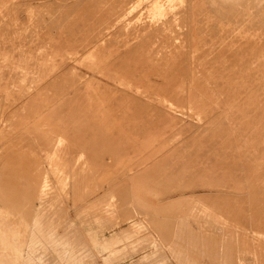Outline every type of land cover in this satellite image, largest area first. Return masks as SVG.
Here are the masks:
<instances>
[{
  "label": "rangeland",
  "instance_id": "374dc122",
  "mask_svg": "<svg viewBox=\"0 0 264 264\" xmlns=\"http://www.w3.org/2000/svg\"><path fill=\"white\" fill-rule=\"evenodd\" d=\"M263 10L0 0V264H260Z\"/></svg>",
  "mask_w": 264,
  "mask_h": 264
},
{
  "label": "bare ground",
  "instance_id": "6f19581e",
  "mask_svg": "<svg viewBox=\"0 0 264 264\" xmlns=\"http://www.w3.org/2000/svg\"><path fill=\"white\" fill-rule=\"evenodd\" d=\"M196 4H197V3H196ZM220 6H221V5H220ZM263 12H264V10H263ZM200 14H201V13H200ZM197 15H198V14H197ZM229 17H230V16H229ZM214 18H215V17H214ZM251 18H253V17H251ZM213 21H214V20H213ZM262 23H263V22H262ZM217 24H218V23H217ZM245 24H246V23H245ZM204 25H205V24H204ZM253 25H254V24H253ZM227 26H228V24H227ZM231 26H232V25H231ZM233 26H235V25H233ZM225 27H226V26H225ZM249 27H250V26H249ZM259 27H260V26H259ZM235 28H236V27H235ZM226 29H227V28H226ZM242 29H243V28H242ZM247 29H248V28H247ZM256 29H257V28H256ZM240 31H241V30H240ZM243 31H244V29H243ZM241 32H242V31H241ZM249 32H250V31H249ZM235 33H236V31H235ZM263 33H264V32H263ZM246 34H247V32H246ZM242 35H243V34H242ZM248 35H249V34H248ZM254 35H255V34H254ZM257 35H258V34H257ZM193 36H194V35H193ZM245 36H246V35H245ZM252 36H253V35H252ZM263 36H264V35H263ZM79 37H80V36H79ZM230 37H231V36H230ZM244 38H245V37H244ZM246 39H247V38H246ZM253 39H254V38H253ZM234 40H235V39H234ZM239 41H240V40H239ZM248 41H249V40H248ZM260 41H261V40H260ZM183 42H184V41H183ZM209 42H210V41H209ZM250 42H251V41H250ZM254 42H255V41H254ZM254 42H253V43L251 42V43L254 44ZM48 44H49V43H48ZM215 44H216V43H215ZM238 44H239V42H238ZM240 44H241V43H240ZM247 44H248V43H247ZM78 46H79V45H78ZM213 46H214V45H213ZM227 46H228V45H227ZM240 46H241V45H240ZM240 46H239V47H240ZM259 46H260V45H259ZM15 47H16V46H15ZM223 47H224V46H223ZM246 47H247V46H246ZM260 47H261V46H260ZM226 48H227V47H226ZM229 48H230V47H229ZM237 48H238V47H237ZM242 48H243V47H242ZM258 48H259V47H258ZM224 49H225V48H224ZM65 50H66V49H65ZM70 50H71V49H70ZM217 50H218V49H217ZM22 51H23V50H22ZM52 51H53V50H52ZM214 51H215V50H214ZM223 51L226 52L225 50H223ZM227 51H228V50H227ZM252 51H253V50H252ZM33 52H34V51H33ZM49 52H50V51H49ZM204 52H205V51H204ZM204 52H203V53H204ZM231 52H232V51H231ZM243 52H244V51H243ZM246 52H247V51H246ZM249 52H250V50H249ZM210 54H211V53H210ZM215 54H216V53H215ZM217 54H218V52H217ZM227 54H228V53H227ZM254 54H255V53H254ZM20 55H21V54H20ZM205 56H206V55H205ZM226 56H227V55H226ZM235 56H237V55H235ZM244 56H245V55H244ZM246 56H247V55H246ZM257 56H258V55H257ZM262 56H263V55H262ZM1 57H2V56H1ZM17 57H18V56H17ZM55 57H56V56H55ZM222 57H223V56H222ZM202 58H203V57H202ZM7 59H8V58H7ZM42 59H43V58H42ZM42 59H41V60H42ZM107 59H108V58H107ZM229 59H230V58H229ZM254 59H255V58H254ZM17 60H18V59H17ZM19 60H20V59H19ZM164 60H165V59H164ZM205 60H206V59H205ZM208 60H210V59H208ZM5 61H6V60H5ZM32 61H33V60H32ZM160 61H161V60H160ZM242 61H243V60H242ZM251 61H252V60H251ZM34 62H35V61H34ZM39 62H40V60H39ZM163 62H164V61H163ZM170 62H171V61H170ZM193 62H194V61H193ZM204 62H205V61H204ZM207 62H208V61H207ZM211 62H213V61H211ZM217 62H218V61H217ZM226 62H227V61H226ZM226 62H225V63H226ZM228 62H229V61H228ZM228 62H227V63H228ZM231 62H232V61H231ZM245 62H246V61H245ZM257 62H258V61H257ZM30 63H31V62H30ZM249 63H250V62H249ZM253 63H254V62H253ZM259 63H260V62H259ZM43 64H44V63H43ZM207 64H208V63H207ZM247 64H248V63H247ZM10 65H11V64H10ZM10 65H9V66H10ZM245 65H246V64H245ZM25 66H26V65H25ZM125 66H126V65H125ZM127 66H128V65H127ZM129 66H131V65H129ZM159 66H160V65H159ZM161 66H162V65H161ZM212 66H213V65H212ZM216 66H217V65H216ZM222 66H223V65H222ZM238 66H239V65H238ZM156 67H157V66H156ZM218 67H219V66H218ZM254 67H255V66H254ZM128 68H129V67H128ZM132 68H133V67H132ZM207 68H208V67H207ZM220 68H221V66H220ZM246 68H247V66H246ZM249 68H250V67H249ZM251 68H252V67H251ZM43 69H45V68H43ZM134 69H135V68H134ZM199 69H200V68H199ZM210 69H211V68H210ZM212 69H213V68H212ZM129 70L131 71L132 69H129ZM203 70H204V69H203ZM203 70H202V71H203ZM217 70H218V69H217ZM225 70H226V69H225ZM245 70H246V69H245ZM161 71H162V69H161ZM213 71H214V70H213ZM24 72H25V71H24ZM123 72H124V71H123ZM128 72H129V71H128ZM135 72H136V71H135ZM240 72H242V71H240ZM247 72H248V71H247ZM247 72H246V73H247ZM33 73H34V72H33ZM125 73H126V72H124V74H125ZM129 73H130V72H129ZM145 73H146V72H145ZM161 73H162V72H161ZM219 73H220V72H219ZM228 73H229V72H228ZM162 74H163V73H162ZM231 74H232V72H231ZM258 74H259V73H258ZM0 75H1V74H0ZM130 75H132V74H130ZM134 75H135V74H134ZM142 76H143V75H142ZM249 76H250V75H249ZM249 76H248V78H249ZM255 76H256V75H255ZM24 77H25V76H24ZM128 77H129V76H128ZM128 77H127V78H128ZM135 77H137V75H135ZM146 77H147V76H146ZM146 77H145V78H146ZM223 77H224V76H223ZM19 78H20V77H19ZM22 78H23V77H22ZM133 78H134V77H133ZM166 78H167V77H166ZM169 78H170V77H169ZM221 78H222V77H221ZM239 78H240V77H239ZM252 78H253V77H252ZM9 79H10V78H9ZM58 79H59V78H58ZM119 79H120V78H119ZM137 79H138V78H137ZM143 79H144V78H143ZM178 79H179V78H177V80H178ZM180 79H181V78H180ZM219 79H220V78H219ZM224 79H225V78H224ZM229 79H230V78H229ZM253 79H254V78H253ZM25 80H26V79H25ZM66 80H67V79H66ZM135 80H136V79H135ZM174 80H175V78H174ZM208 80H209V79H208ZM246 80H247V79H245V81H246ZM57 81H59V80H57ZM93 81H94V80H93ZM129 81H130V80H129ZM132 81H133V80H132ZM136 81H137V80H136ZM141 81H142V80H141ZM146 81H147V80H146ZM148 81H149V80H148ZM168 81H173V80L169 79ZM178 81H179V80H178ZM211 81H212V80H211ZM236 81H237V80H236ZM247 81H248V80H247ZM256 81H257V80H256ZM262 81H263V79H262ZM138 82H140V81H138ZM143 82H144V81H143ZM225 82H226V81H225ZM258 82H259V81H258ZM21 83H22V82H21ZM147 83H148V82H147ZM208 83H209V82H208ZM236 83H237V82H236ZM50 84H51V83H50ZM58 84H59V83H58ZM139 84H140V83H139ZM179 84H180V83H179ZM211 84H212V83H211ZM220 84H221V83H220ZM243 84H244V83H243ZM248 84H249V83H248ZM162 85H163V84H162ZM203 85H204V84H203ZM163 86H164V85H163ZM175 86H176V85H175ZM208 86H209V85H208ZM240 86H241V85H240ZM240 86H239V87H240ZM132 87H133V86H132ZM139 87H140V86H139ZM151 87H152V86H151ZM182 87H183V86H182ZM190 87H191V86H190ZM196 87H197V86H196ZM253 87H254V86H253ZM24 88H25V87H24ZM42 88H43V87H42ZM143 88H144V87H143ZM164 88H165V87H164ZM178 88H179V87H178ZM199 88H200V87H199ZM254 88H255V87H254ZM113 89H114V88H113ZM148 89H149V88H148ZM179 89H180V88H179ZM196 89H198V88H196ZM205 89H206V88H205ZM227 89H228V88H227ZM252 89H253V88H252ZM23 90H24V89H23ZM62 90H63V89H62ZM62 90H61V91H62ZM86 90H87V89H86ZM144 90H145V89H144ZM144 90H142V91H144ZM167 90H168V89H167ZM167 90H166V91H167ZM203 90H204V89H203ZM223 90H224V89H223ZM261 90H262V89H261ZM57 91H58V90H57ZM104 91H105V90H104ZM115 91H116V90H115ZM151 91H152V90H151ZM192 91H193V90H192ZM194 91H195V90H194ZM201 91H202V90H201ZM235 91H236V90H235ZM245 91H246V90H245ZM145 92H146V91H145ZM147 92H148V91H147ZM158 92H159V91H158ZM167 92H168V91H167ZM167 92L164 91L165 94H167ZM174 92H175V91H173V93H174ZM205 92H206V91H205ZM62 93H63V92H62ZM73 93H74V92H73ZM105 93H107V92H105ZM112 93H113V92H112ZM121 93H122V92H121ZM143 93H144V92H143ZM159 93H160V92H159ZM191 93H193V92H191ZM202 93H203V92H202ZM206 93H207V92H206ZM235 93H236V92H235ZM263 93H264V92H263ZM154 94H155V91H154ZM160 94H161V93H160ZM160 94H158V95H156V96H160ZM170 94L172 95L171 92H169V96H170ZM182 94H183V93H182ZM240 94H241V93H240ZM66 95H67V94H66ZM80 95H81V94H80ZM109 95H110V94H109ZM111 95H112V94H111ZM143 95H144V94H143ZM179 95H180V94H179ZM214 95H215V94H214ZM260 95H261V94H260ZM53 96H54V95H53ZM76 96H77V95H76ZM148 96H149V95H148ZM156 96L153 95V96H151V97L154 98V97H156ZM169 96H168V97H169ZM181 96H182V95H180V97H179L180 99L178 100V101H180V102H181V101L183 102V99H184V100H189V101H190L193 97H195L194 95L191 94L190 96H189V95H186V97L184 96L185 98L182 97L183 99H181ZM211 96L213 97V95H211ZM241 96H242V94H241ZM244 96H245V95H244ZM248 96H249V95H248ZM253 96H254V95H253ZM63 97H64V95H63ZM67 97H68V96H67ZM173 97H174V96H172L171 98L173 99ZM208 97H210V96H208ZM216 97H217V96H216ZM224 97H225V96H224ZM226 97H227V96H226ZM34 98H35V97H34ZM116 98H117V97H116ZM160 98H162V96H161ZM174 98H176V97H174ZM198 98H199V97H198ZM232 98H233V97H232ZM246 98H247V97H246ZM263 98H264V97H263ZM42 99H43V97H42ZM51 99H52V97H51ZM55 99H56V98H55ZM110 99H111V98H110ZM113 99H114V98H113ZM124 99H125V98H124ZM126 99H127V98H126ZM129 99H130V96H129ZM158 99H159V98H158ZM172 99H171V100H172ZM236 99H237V98H236ZM100 100H101V99H100ZM104 100H105V99H104ZM164 100H165V98H164ZM173 100H174V101H172L173 104H174V103L176 104V103L178 102V101L175 102L176 99H173ZM193 100H194V98H193ZM52 101H54V100H52ZM105 101H106V100H105ZM158 101H159V100H158ZM158 101H157V102H158ZM161 101H162V100H160V102H161ZM242 101H243V100H242ZM245 101H246V100H245ZM87 102H88V101H87ZM102 102H103V101H102ZM102 102H101V103H102ZM155 102H156V101H155ZM163 102H164V101H163ZM204 102H205V101H204ZM212 102H213V101H212ZM252 102H253V101H252ZM51 103H53V102H51ZM54 103H55V102H54ZM65 103H66V102H65ZM68 103H69V101H68ZM137 103H138V102H137ZM148 103H149V102H148ZM230 103H232V102H230ZM241 103H242V102H241ZM60 104H61V103H60ZM102 104H105V103H102ZM145 104H147V103H145ZM175 104H174V105H175ZM178 104H179V102H178ZM200 104H201V102H200ZM216 104H217V103H216ZM234 104H236V103H234ZM51 105H52V104H51ZM58 105H59V104H58ZM96 105H97V104H96ZM164 105H165V104H164ZM201 105H202V104H201ZM218 106H219V105H218ZM226 106H227V105H226ZM242 106H243V105H242ZM260 106H261V105H260ZM46 107H47V106H46ZM147 107H148V105H147ZM170 107H171V105H170ZM176 107H177V106H176ZM179 107H180V106H179ZM179 107H178V108H179ZM233 107H234V106H233ZM236 107H237V106H236ZM243 107H244V106H243ZM22 108H23V107H22ZM57 108H58V106H57ZM136 108H137V107H136ZM140 108H141V107H140ZM143 108H144V107H143ZM145 108H146V107H145ZM174 108H175V107H174ZM195 108H196V107H195ZM205 108H206V107H205ZM224 108H225V106H224ZM244 108H245V107H244ZM14 109H15V108H14ZM16 109H17V108H16ZM16 109H15V110H16ZM43 109H44V108H43ZM43 109H42V111H43ZM160 109H161V108H160ZM181 109H182V108H181ZM200 109H201V108H200ZM241 109H242V108H241ZM245 109H246V108H245ZM49 110H50V108H49ZM60 110H61V109H60ZM158 110H159V109H158ZM171 110H172V109H171ZM207 110H208V109H207ZM227 110H228V109H227ZM233 110H234V109H233ZM239 110H240V109H239ZM78 111H79V110H78ZM159 111H160V110H159ZM224 111H225V110H224ZM249 111H251V110H249ZM80 112H81V111H80ZM103 112H104V111H103ZM182 112H183V111H182ZM185 112H186V111H185ZM239 112H240V111H239ZM33 113H34V112H33ZM49 113H50V112H49ZM73 113H74V112H73ZM89 113H91V112H89ZM227 113H228V112H227ZM121 114H122V113H121ZM161 114H162V113H161ZM245 114H246V113H245ZM255 114H256V113H255ZM82 115H83V114H82ZM193 115H194V114H193ZM26 116H27V115H26ZM74 116H75V115H74ZM107 116H108V115H107ZM160 116H161V115H160ZM167 116H168V115H167ZM167 116H165V118H166ZM175 116H176V115H175ZM190 116H191V115H190ZM256 116H257V115H256ZM34 117H35V116H34ZM120 117H121V116H120ZM172 117H174V116H172ZM259 117H260V116H259ZM68 118H70V117H68ZM73 118H74V117H73ZM80 118H81V117H80ZM82 118H83V117H82ZM106 118H107V117H106ZM159 118H160V117H159ZM162 118H163V117H162ZM165 118H164V119H165ZM197 118H198V117H197ZM35 119H36V118H35ZM71 119H72V118H71ZM75 119H76V118H75ZM77 119H78V118H77ZM166 119H167V118H166ZM166 119H165V120H166ZM170 119H171V118H170ZM255 119H256V118H255ZM255 119H253V120H255ZM98 120H99V119H98ZM165 120H164V121H165ZM245 120H246V119H245ZM247 120H248V119H247ZM249 120H250V119H249ZM256 120H257V119H256ZM256 120H255V121H256ZM104 121H105V120H104ZM68 122H69V121H68ZM212 122H213V121H212ZM225 122H227V121H225ZM148 123H149V122H148ZM152 123H153V122H152ZM164 123H165V122H164ZM164 123L161 124V125H164ZM167 123H168V122H167ZM158 124H159V122H158ZM199 124H200V123H199ZM232 124H233V123H232ZM74 125H75V124H74ZM76 125H77V124H76ZM76 125H75V126H76ZM154 125H155V124H154ZM156 125H157V123H156ZM161 125H158V126L161 127ZM166 125H167V124H166ZM166 125H165V126H166ZM205 125H206V124H205ZM244 125H245V124H244ZM63 126H64V125H63ZM135 126H136V125H135ZM151 126H152V125H151ZM168 126H169V125H168ZM168 126H167V127H168ZM228 126H229V125H228ZM233 126H234V125H233ZM245 126H246V125H245ZM248 126H250V125H248ZM259 126H260V125H259ZM59 127H60V126H59ZM78 127H79V126H78ZM91 127H92V126H91ZM236 127H237V126H236ZM63 128H64V127H63ZM71 128H72V127H71ZM94 128H95V127H94ZM131 128H132V127H131ZM151 128L153 129V127H151ZM156 128H157V126H156ZM161 128H162V127H161ZM212 128H213V127H212ZM222 128H223V127H222ZM247 128H248V127H247ZM82 129H83V128H82ZM90 129H91V128H90ZM97 129H98V128H97ZM102 129H103V128H102ZM167 129H168V128H167ZM223 129H224V128H223ZM257 129H258V128H257ZM53 130H54V128H53ZM66 130H67V129H66ZM70 130H71V129H70ZM73 130H75V129L72 128L71 131H73ZM87 130H88V129H87ZM168 130H169V129H168ZM209 130H210V129H209ZM224 130H225V129H224ZM49 131H50V130H49ZM68 131H69V130H68ZM89 131H90V130H89ZM89 131H88V132H89ZM164 131H166V130H164ZM217 131H218V130H217ZM250 131H251V130H250ZM256 131H257V130H256ZM57 132H58V131H57ZM73 132H74V131H73ZM75 132H76V130H75ZM210 132H211V131H210ZM243 132H244V131H243ZM58 133H59V132H58ZM67 133H68V132H67ZM79 133H80V132H79ZM83 133H84V132H83ZM149 133H150V132H149ZM216 133H217V132H216ZM234 133H235V132H234ZM234 133H233V134H234ZM55 134H56V133H55ZM87 134H88V133H87ZM195 134H196V133H195ZM214 134H215V133H214ZM82 135H83V134H82ZM113 135H114V134H113ZM90 136H91V135H90ZM151 136H152V134H151ZM246 136H247V135H246ZM253 136H254V135H253ZM78 137H80V136L78 135ZM137 137H138V136H137ZM80 138H81V137H80ZM251 138H252V137H251ZM199 139H200V138H199ZM236 139H237V138H236ZM247 139H248V138H247ZM81 140H82V139H81ZM81 140H80V141H81ZM210 140H211V139H210ZM238 140H239V139H238ZM238 140H237V141H238ZM251 140H252V139H251ZM255 140H256V139H255ZM205 141H206V140H205ZM231 141H232V140H231ZM234 141H235V140H234ZM244 141H245V140H244ZM263 141H264V140H263ZM129 142H130V141H129ZM232 142H233V141H232ZM42 144H43V143H42ZM203 144H204V143H203ZM255 144H256V143H255ZM119 145H120V144H119ZM208 146H209V145H208ZM107 147H108V146H107ZM167 147H168V146H167ZM239 148H240V147H239ZM204 149H205V148H204ZM242 150H243V149H242ZM104 151H105V150H104ZM234 151H235V150H234ZM263 152H264V151H263ZM161 153H162V152H161ZM261 153H262V152H261ZM209 154H210V153H209ZM212 154H213V153H212ZM218 154H219V153H218ZM223 154H226V153H223ZM235 154H236V151H235ZM250 154H251V153H250ZM252 155H253V154H252ZM230 156H231V155H230ZM216 157H218V155H217ZM231 157H232V156H231ZM27 158H28V157H27ZM45 158H46V157H45ZM49 158H50V157H49ZM224 158H225V157H224ZM235 158H236V157H235ZM256 158H258V157H256ZM263 158H264V157H263ZM203 160H204V159H203ZM209 160H210V159H209ZM218 160H219V158H218ZM263 160H264V159H263ZM33 161H34V160H33ZM69 161H70V160H69ZM99 161H100V160H99ZM210 161H211V160H210ZM221 161H223V160H221ZM229 161H230V159H229ZM231 161H232V160H231ZM238 161H239V160H238ZM254 161H255V160H254ZM261 161H262V160H261ZM47 162H48V161H47ZM67 162H68V161H67ZM115 162H116V161H115ZM219 163H220V162H219ZM247 163H248V162H247ZM247 163H246V164H247ZM60 164H61V163H60ZM113 164H114V163H113ZM209 164H210V163H209ZM213 164H214V163H213ZM210 165H211V164H210ZM236 165H237V164H236ZM234 166H235V165H234ZM234 166H232V167H234ZM257 166H258V165H257ZM76 167H77V166H76ZM76 167H74V168H76ZM216 167H217V166H216ZM219 167H220V166H219ZM30 169H31V168H30ZM88 169H89V168H88ZM197 169H198V168H197ZM209 169H210V168H209ZM217 169H218V168H217ZM238 169H239V168H238ZM255 169H256V168H255ZM255 169H254V170H255ZM64 170H65V169H64ZM215 170H216V169H215ZM221 170H222V169H221ZM249 170H250V169H249ZM252 170H253V169H252ZM258 170H259V169H258ZM207 171H208V170H207ZM227 171H228V170H227ZM256 172H257V171H256ZM260 172H261V171H260ZM4 173H5V172H4ZM206 173H207V172H206ZM221 173H222V172H221ZM233 173H234V171H233ZM244 173H245V172H244ZM244 173H243V174H244ZM250 173H251V172H250ZM252 173H253V172H252ZM257 173L259 174V172H257ZM257 173H256V174H257ZM1 174H2V173H1ZM1 174H0V175H1ZM15 174H16V173H15ZM245 174H246V173H245ZM254 174H255V173H254ZM262 174H263V173H262ZM86 175H87V174H86ZM208 175H209V174H208ZM222 175H223V174H222ZM9 176H10V175H9ZM9 176H8V177H9ZM210 176H211V175H210ZM215 176H216V175H215ZM218 176H219V175H218ZM218 176H217V177H218ZM228 176H229V175H228ZM234 176H235V175H234ZM243 176H244V175H243ZM247 176L249 177V175H247ZM6 177H7V176H6ZM254 177H255V176H254ZM259 177H260V175H259ZM259 177H255V178L258 179ZM263 177H264V176H263ZM1 178H2V177H1ZM213 178H214V177H213ZM224 178H225V177H224ZM235 179H236V178H235ZM253 179H254V178H253ZM261 179H262V178H261ZM8 180H9V179H8ZM11 180H12V179H11ZM38 180H39V179H38ZM246 180H247V179H246ZM12 181L14 182V180H12ZM123 181H124V180H123ZM232 181H233V180H232ZM240 181H241V180H240ZM251 181H252V180H251ZM10 182H11V181H10ZM15 182H16V179H15ZM86 182H87V180H86ZM191 182H192V181H191ZM206 182H207V181H206ZM217 182H218V181H217ZM255 182H256V181H255ZM260 182H264V181L262 180V181H260ZM3 183H4V182H3ZM203 183H205L204 180H203ZM224 183H225V182H224ZM251 183H252V182H251ZM201 184H202V183H201ZM207 184H208V183H207ZM220 184H221V183H220ZM241 184H242V183H241ZM249 184H250V183H249ZM253 184H254V183H253ZM258 184H259V183H258ZM4 185H5V184H4ZM197 185H198V184H197ZM205 185H206V184H205ZM212 185H213V184H212ZM212 185H211V187H212ZM262 185H263V187H264V183L261 184V186H262ZM102 186H103V185H102ZM200 186H202V185H200ZM207 186H208V185H207ZM242 186H243V185H242ZM247 186H248V185H247ZM258 186L260 187V184H259ZM85 187H86V186H85ZM116 187H117V186H116ZM203 187H204V186H203ZM222 187H223V186H222ZM250 187H251V186H250ZM255 187H256V185H255ZM28 188H29V187H28ZM114 188H115V187H114ZM120 188H121V187H120ZM253 188H254V187H253ZM84 189H85V188H84ZM251 189H252V188H251ZM263 189H264V188H263ZM252 190H253V189H252ZM260 190H262V188H261ZM262 191H263V190H262ZM254 193H255V192H254ZM209 194H210V193H209ZM143 195H144V194H143ZM260 195H261V194H260ZM262 195H264V194H262ZM74 196H75V195H74ZM213 196H214V195H213ZM253 196H254V194H253ZM257 196H258V195H257ZM145 197H147V196H145ZM251 197H252V196H251ZM258 197H259V196H258ZM231 198H232V197H231ZM254 198H255V197H254ZM234 199H235V198H234ZM239 199H240V198H239ZM256 199H257V197H256ZM255 201H256V200H255ZM239 202H240V201H239ZM209 203H210V202H209ZM216 203H217V202H216ZM216 203H215V205H216ZM258 205H259V204H258ZM258 205H257V207H258ZM239 206H240V205H239ZM251 206H252V205H251ZM236 207H237V206H236ZM263 207H264V205H263ZM221 208H222V207H221ZM243 208H244V207H243ZM258 208H259V207H258ZM233 209H234V208H233ZM245 209H246V207H245ZM228 210H229V209H228ZM261 210H262V209H261ZM249 211H250V210H249ZM251 211H252V210H251ZM256 212H257V211H256ZM260 212H261V211H260ZM250 214H251V213H250ZM236 215H237V213H236ZM215 216H216V215H215ZM236 217H237V216H236ZM254 217H255V216H254ZM252 219H253V218H252ZM238 220H239V219H238ZM210 221H211V220H210ZM255 222H256V221H255ZM255 222H254V223H255ZM263 222H264V221H263ZM263 222H262V223H263ZM242 223H243V222H242ZM256 223H257V222H256ZM262 223H261V224H262ZM213 224H214V223H213ZM258 224H259V222H258ZM257 226H258V225H257ZM262 226H263V225H262ZM262 226H261V227H262ZM255 227H256V226H255ZM263 227H264V226H263ZM2 228H3V227H2ZM255 229H256V228H255ZM263 229H264V228H263ZM254 232H255V231H254ZM257 232H258L257 235L254 234V235H255L254 238H255V237L258 238L257 240H258L259 242H255V243H256V244L259 243V244H258L259 247H258V246H256V247H258V249H260V245H262V243L264 244V231H258V230H257ZM242 234H243V233H242ZM239 236H240V235H239ZM225 237H226V236H225ZM236 237H237V236H236ZM233 238H234V237H233ZM231 241H232V240H231ZM244 241H245V240H244ZM244 241H243V242H244ZM224 245H225V244H224ZM232 245H233V244H232ZM249 248H250V247H249ZM262 248H263V247H262ZM235 249H236V248H235ZM242 252H243V251H242ZM263 252H264V251H263ZM259 253H260V251H259ZM238 254H239V253H238ZM229 255H230V254H229ZM259 255H261V253H260ZM245 256H246V255H245ZM224 258H225V257H224ZM263 258H264V257H263ZM232 260H233V259H232ZM260 262H261V260H260ZM260 262H259V263H260ZM260 264H264V259H263V261H262Z\"/></svg>",
  "mask_w": 264,
  "mask_h": 264
}]
</instances>
